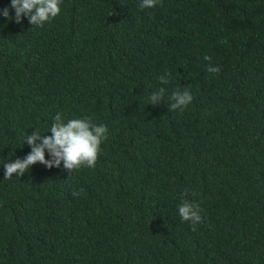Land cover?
Here are the masks:
<instances>
[{
  "label": "trees",
  "instance_id": "trees-1",
  "mask_svg": "<svg viewBox=\"0 0 264 264\" xmlns=\"http://www.w3.org/2000/svg\"><path fill=\"white\" fill-rule=\"evenodd\" d=\"M140 2L62 0L42 27L0 15V264H264V0ZM57 112L107 126L96 167L4 179Z\"/></svg>",
  "mask_w": 264,
  "mask_h": 264
},
{
  "label": "clouds",
  "instance_id": "clouds-1",
  "mask_svg": "<svg viewBox=\"0 0 264 264\" xmlns=\"http://www.w3.org/2000/svg\"><path fill=\"white\" fill-rule=\"evenodd\" d=\"M158 3L160 0H141L139 8H155ZM61 4L62 0H11L10 8L0 10V15L14 19L16 23H21L24 17H27L32 26L42 27L47 21L60 14ZM11 9L15 10L14 17L10 15ZM203 59L209 62L206 66L208 73L218 74L221 71L219 66L211 63V56L205 55ZM158 79L165 85L170 82L164 75L159 76ZM165 93L164 87L153 91L148 97V103L153 105L159 103ZM168 99L171 111L180 110L183 112L192 103L193 96L187 88L182 91L176 89ZM52 119L53 123L48 130L51 135L46 136L36 128L24 141L31 146V151L24 158L4 163V179H11L14 174L18 177L23 176L36 163L44 164L49 169L54 166L59 168L63 163L64 169L68 170L70 174L82 167H96L100 146L107 139V126L95 124L90 118L65 120L59 112ZM46 152L51 156V159L47 158ZM81 191H73V196L79 197ZM201 211L199 204L187 199L178 206V215L181 221L190 222L193 231L196 230L197 224L203 222Z\"/></svg>",
  "mask_w": 264,
  "mask_h": 264
}]
</instances>
